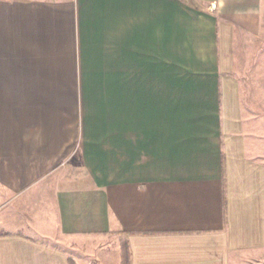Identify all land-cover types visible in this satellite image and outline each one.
<instances>
[{
	"label": "crops",
	"instance_id": "1",
	"mask_svg": "<svg viewBox=\"0 0 264 264\" xmlns=\"http://www.w3.org/2000/svg\"><path fill=\"white\" fill-rule=\"evenodd\" d=\"M264 264V0H0V264Z\"/></svg>",
	"mask_w": 264,
	"mask_h": 264
},
{
	"label": "trees",
	"instance_id": "2",
	"mask_svg": "<svg viewBox=\"0 0 264 264\" xmlns=\"http://www.w3.org/2000/svg\"><path fill=\"white\" fill-rule=\"evenodd\" d=\"M123 264H131L130 263V253L128 251L127 244L123 246Z\"/></svg>",
	"mask_w": 264,
	"mask_h": 264
},
{
	"label": "rangeland",
	"instance_id": "3",
	"mask_svg": "<svg viewBox=\"0 0 264 264\" xmlns=\"http://www.w3.org/2000/svg\"><path fill=\"white\" fill-rule=\"evenodd\" d=\"M123 249V248H122Z\"/></svg>",
	"mask_w": 264,
	"mask_h": 264
}]
</instances>
